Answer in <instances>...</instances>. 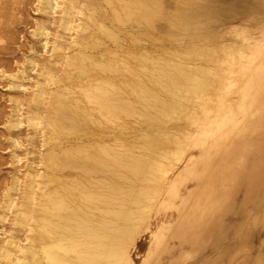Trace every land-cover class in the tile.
Masks as SVG:
<instances>
[{
  "label": "bare ground",
  "instance_id": "obj_1",
  "mask_svg": "<svg viewBox=\"0 0 264 264\" xmlns=\"http://www.w3.org/2000/svg\"><path fill=\"white\" fill-rule=\"evenodd\" d=\"M22 1L0 0L1 30L11 33ZM100 1L103 8L36 0V12L58 29L51 39L50 25L36 23L31 34L49 49L46 59L40 53L41 80L30 96L11 100L16 116L27 99V120L12 115L7 127L25 119L33 131L23 136L42 138L31 160L38 168L24 163L10 189L17 194L6 203L13 213L0 264L127 263L168 172L195 148L237 153L264 106V21L249 24L257 32L238 22L264 0L239 11L223 0ZM26 59L33 70L36 60ZM194 160L170 183V196L194 173Z\"/></svg>",
  "mask_w": 264,
  "mask_h": 264
},
{
  "label": "rangeland",
  "instance_id": "obj_2",
  "mask_svg": "<svg viewBox=\"0 0 264 264\" xmlns=\"http://www.w3.org/2000/svg\"><path fill=\"white\" fill-rule=\"evenodd\" d=\"M165 1L174 3L175 0ZM223 1L233 4L234 9L239 11L243 5L257 0ZM96 2L104 7L100 0ZM21 5L20 14L18 13V17L17 14L15 16L19 19L10 24L11 33L0 29V49L5 47L0 50V216L7 219L0 221L2 232L0 240L1 235L7 234L10 230L8 223L13 208H6V203L10 197L13 198L15 193L17 194L10 190L13 182L17 176L20 177L17 180L21 182L24 177L22 172H25L27 163L32 164L33 159L38 161L36 156H39L41 150L39 140L42 137L39 131L33 133L31 139L28 135L23 136L30 129H27V122H24L27 120L25 118L28 109L27 99L22 100V110L16 116L12 113L18 120L25 118L22 124L14 127L15 129L7 127L8 120L15 119L10 114L11 106L13 107L12 98L23 99L27 95L30 96L34 89L32 82L35 84L41 80L39 69L49 54V49L42 51L44 50L41 46L42 41H39L42 37H33L31 34L39 20L46 22L45 16L35 10L36 0H23ZM167 5L164 9L170 10L173 4ZM252 21L258 24L264 21V7H259L258 11L248 8L238 19L239 23L245 22L244 26L247 25L257 32L256 26L249 25ZM155 22L158 26L165 23L163 19ZM47 23L45 25L47 29L51 27L50 32L58 29L55 28L56 25H53L55 28L53 29L52 23ZM51 33L49 37L52 39L53 32ZM40 53L46 58L40 57ZM26 57L36 60L33 70L29 67L31 64L26 63L28 60ZM58 66L60 65L57 63L53 67ZM61 68L63 69V65ZM55 70L52 73L55 76L59 75L60 71ZM35 74H38V77ZM50 85V88L53 87V84ZM20 113L25 115L22 116ZM236 119L241 120V115L236 114ZM253 122L254 125L243 132L247 134V142L240 145L237 153L225 154L223 150V153L216 154L210 150L204 154L195 148L175 164L155 197L146 224L139 229V234L130 248L129 261L125 264H264V106L260 107V111L253 117ZM23 123L26 124L25 128ZM21 125L23 129L20 128ZM18 128L22 130H16ZM17 131L23 132L20 133L21 136L17 135ZM11 136L15 141L10 138ZM20 145L21 148L18 147ZM236 146L235 144L231 149H235ZM22 148L27 152L22 151ZM31 148H35L38 153ZM190 155L195 159L194 173L178 180L175 184L176 192L170 196V183L184 171V165ZM223 155L225 159H222ZM36 162L32 164L34 168H38ZM192 209L196 213H192L195 216L191 217ZM185 215L187 216L183 220L182 216Z\"/></svg>",
  "mask_w": 264,
  "mask_h": 264
}]
</instances>
